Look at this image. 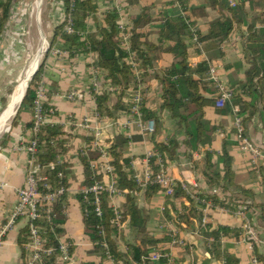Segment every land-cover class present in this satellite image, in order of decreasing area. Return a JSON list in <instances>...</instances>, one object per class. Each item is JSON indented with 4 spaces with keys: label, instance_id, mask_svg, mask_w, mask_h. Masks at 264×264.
I'll list each match as a JSON object with an SVG mask.
<instances>
[{
    "label": "crops",
    "instance_id": "0c3cea01",
    "mask_svg": "<svg viewBox=\"0 0 264 264\" xmlns=\"http://www.w3.org/2000/svg\"><path fill=\"white\" fill-rule=\"evenodd\" d=\"M92 1L98 7L96 17L99 22H102L106 12L117 10L121 18L119 24L124 29L131 24L133 17L140 15L144 9H147V12L156 19L144 29L150 42L157 40V32L162 29L163 18L167 16H188L189 23L195 22L191 26V31L195 30L198 34L200 33L204 36L211 33L220 34L221 26L218 22H231L233 29L227 37H223L221 40L215 37L198 43L199 45L196 48L199 49L200 53H193L190 61L194 65L208 61L210 67H215L219 81L232 90L233 88H240L252 72H256L257 75L258 73L260 74L253 80L256 92L255 99H253L256 101V114L246 121L245 127L246 137L264 154V0H225L226 7L223 9L220 5L213 4L212 0H190V8L204 7L206 9V16L202 15V17L194 16L191 11L185 14L182 7L175 0ZM42 2H44L43 5H46L42 29L45 34L44 39L48 42V48L45 51L43 60L41 63L39 62L40 66L44 64L41 80L46 83L48 88V104L56 112L55 115L47 117L46 123L60 124L65 132L68 133L67 152L60 157V160L68 163L72 172L68 175L71 186L68 189L67 220L63 226L64 234L59 238L73 244V264H101L100 257L94 253L93 245L85 234L83 214L80 202L77 200V195L84 188L83 182L85 180L81 157L88 155L90 147L97 150L100 154L97 159V166L102 174L103 183L108 184L111 182L112 176L102 172L107 163L111 165L112 159L108 148L117 137H126L130 139V143L126 148L125 156L132 159L136 177L139 180H144L147 169L146 158L150 152L154 151L155 141L158 143L166 142L168 137L176 133V125L169 112L161 109L163 103L162 87L155 75L159 69L171 65L173 56L170 54L161 55L155 60L153 71L148 76L141 78L143 103L163 123V128L158 135L155 136L156 125L152 120L147 121L154 124V130L149 131L146 128L147 122L142 117L138 118L125 110L115 111V118H110L107 115L100 116L92 90L96 54L80 53L75 57H70L68 53L65 55L55 54V50H61L58 47L59 42L52 48L51 44L55 37L56 26L63 23L66 17L64 0H42ZM22 3H25L24 0H15L6 26L13 19L11 12L14 8L13 6H15V18L20 13L24 14V16L26 15L28 10L21 6L19 7ZM35 9H37V14H39L38 8L36 7ZM31 11L34 12V10ZM87 23L89 31L96 30L94 17L88 19ZM125 36L124 47L128 48L129 35L126 34ZM3 45L0 41V51L4 49ZM50 48L51 50H49ZM2 58H0V62L3 61ZM13 60L15 64V58ZM100 75L104 88L100 92L102 94L110 90H108L109 86L104 80L103 73L101 72ZM136 87L138 85L132 84L130 92L133 93ZM209 89L211 91L205 95L209 99L214 100L215 105L206 107V118L218 129L209 149L220 153L228 136V142L232 143L229 146V152L232 157L235 184L251 190L255 194H260L264 190V159L257 160V164H255L252 155L242 148L236 136L235 113L231 107L217 108L216 87L210 83ZM72 90L83 93L84 99L73 102L62 98V96ZM243 96L248 101L253 98L247 94H243ZM2 98L4 97L0 94V100ZM117 102L116 94L111 93L108 103L111 112H114L113 108ZM128 102L129 97H124L123 103L128 104ZM33 115L34 109L30 107L24 108L19 118L16 119L15 117V125L13 126V120L9 131L0 137V226L4 224L6 218L17 204L18 192L26 184L29 153L25 150V147L29 145L34 136L32 128L28 126L33 121ZM244 117H247V115H244ZM82 123L86 124L85 128L79 126ZM97 130L101 134L99 140L102 145L104 144L103 149L107 153L105 158H103L100 150L93 145ZM178 138L182 142L184 137L179 135ZM179 154V160L170 163L167 168L169 175L175 182L179 181L191 187L206 190L207 179L203 174L204 155L202 153H194L193 159L190 160L185 155L184 146H182ZM92 165H96V163ZM141 189V192L135 193L134 196L137 198L139 206L150 216L147 228L151 235L160 239L166 236L169 231H173L185 242L184 246L189 244L191 247V250L185 251L183 246L173 245V243L167 244L166 248L170 250L172 257L182 259L184 264L192 262L201 264L204 260L210 258L205 248V240L198 232L196 221L194 229H189L185 226L182 229H178L172 223L167 222L164 217V210L169 197L161 190L149 201L145 197L147 187H141ZM220 196L223 195L220 194ZM257 197V202L263 201L258 195ZM125 203L126 198L123 194L113 199L111 198V207L113 208L114 206L123 212L125 211ZM183 204L189 206V201L184 197L176 199V209L180 210ZM204 214L207 218L206 224H212V226L224 225L241 230L239 237H224L222 241V247L238 258L239 264H263L258 257L264 259V244H257L258 253H256L255 247L251 248L250 244L244 240L243 225L246 223V219H251L248 212H245V218L235 213H230L223 208L209 207L204 211ZM27 226L26 220H21L16 228L5 238L0 246V264L24 263L25 255H23L19 240L22 230ZM260 233L261 238L264 239V231L260 230ZM134 242L135 238L130 229L129 221L126 220L124 228L117 238V244L122 251H126L127 243ZM254 259L257 262H254ZM103 264L114 263L106 261ZM210 264L222 263L221 261L212 260Z\"/></svg>",
    "mask_w": 264,
    "mask_h": 264
},
{
    "label": "trees",
    "instance_id": "16d2710c",
    "mask_svg": "<svg viewBox=\"0 0 264 264\" xmlns=\"http://www.w3.org/2000/svg\"><path fill=\"white\" fill-rule=\"evenodd\" d=\"M14 2L15 0H0V35L9 21L10 10ZM175 2L182 7L185 14L191 11L194 16H206L204 7L190 8V0H175ZM212 2L215 5H220L222 9L226 7L225 0H212ZM64 6L66 15L70 14L71 16L74 32H66L67 21L64 20L55 28V37L51 48L59 42L58 47L67 52L70 57H75L80 53L96 54L94 67L102 71L106 84L114 89L96 95L97 111L100 116L107 115L110 118H115V113L119 110L130 112L134 94V92H130L131 85H138L141 78L148 76L155 67V60L161 55L170 54L173 56L171 65L159 69L155 75L162 87L163 103L161 109L169 112L176 125V133L168 137L166 142L158 143L155 141L154 152L157 155L150 158V165L154 173L160 170L161 165L167 169L170 163L179 160V152L182 146L185 148L186 157L190 160L193 159L194 153H202L204 155L203 174L207 179V189L202 190L186 183L175 182L174 195L167 199L164 217L167 222L172 223L178 229H182L184 226L194 229L196 221L198 232L203 236L206 251L210 255V258L201 264H210L212 260L221 261L225 264H239V259L222 247V238L239 237L241 230L224 225L203 224L206 203L210 201L212 208H223L230 213H235L238 210L248 212L251 222L259 230L264 231V190L260 194H255L251 190L235 184V173L229 152V146L232 143L228 142V136L220 153L209 149L218 130L206 118L205 112L206 107L215 105V101L205 95L211 91L209 89L211 83L209 81L210 63L203 61L194 65L190 61L193 53H200L199 49L196 48L198 43L215 37L220 40L227 37L233 29L232 23L218 22L221 26L220 34L211 33L204 36L197 33L196 43L193 41V32L191 31V26L195 22L189 23L188 16L184 15L167 16L163 18L162 29L157 32V40L150 42L144 29L156 19L147 12V9H144L140 15L133 17L131 24L122 30L119 24L121 18L117 10L106 12L102 22H99L96 17L98 7L92 0H64ZM91 17H94L96 22L95 31H89L88 28L87 21ZM126 34L129 35L128 48L124 47V35ZM43 72L44 64L40 66L33 80L30 81L16 119L19 118L24 108H34L35 88L41 80ZM259 75V73L257 75L256 72H252L240 88H233L234 104L240 107L243 116L247 115L244 117L245 124L248 119L256 114V101L253 100L256 92L253 80ZM111 93H115L118 98V102L113 108L114 112H111L108 107ZM243 94L253 98L248 101ZM124 97H129L128 104L123 103ZM45 109L48 111L51 106L47 103ZM140 111L144 121L152 120L155 123V136L158 135L163 128L160 118L147 109L144 103L141 104ZM47 115L51 116L52 114L47 113ZM28 126L33 128V121ZM179 135L184 137L182 142L178 138ZM67 137L68 133L65 132L62 125L45 124L40 132L34 134L32 138L37 142L35 159L41 166L40 190L46 193L48 191L46 186L51 187L52 190L61 186L66 189L65 194L53 204L52 221L43 220L38 223L46 246H57L56 238L63 236V226L67 220L66 206L68 205V189L71 186L68 175L72 172L70 165L60 160V157L67 152ZM129 143L130 139L117 137L108 148V152L112 159L111 166L115 175L116 187L126 198L123 221H129L135 242L127 243L126 251L119 248L117 238L121 231L110 224L115 213L111 207L110 195L106 191L100 192L98 195L102 209L101 217L97 216L95 212L96 207L92 194L79 193L77 195L83 214L85 234L93 245L94 253L100 257L101 264L106 261H112L114 264H167L172 255L166 245L175 239H180V237L178 234L174 237L172 232H168L166 236L159 239L149 232L147 225L150 216L139 206L137 198L134 196L142 189L138 185L132 159L125 156ZM88 150V155L81 157L85 176L84 188H89L97 182H103L102 174L97 166V159L100 154L91 147ZM159 158L161 162H159ZM94 163L96 165H92ZM50 164H53L54 168H51ZM60 173L63 175L62 179L59 178ZM159 191H161L160 186L148 184L146 199L150 201ZM257 195L263 199L262 202H257ZM194 196L199 201H195ZM182 197L189 201V206L183 204L178 210L175 201ZM28 235L29 228L27 226L22 230L19 240V245L23 255H25L24 260L27 256ZM156 249H159L161 257L158 261L152 262L150 256ZM183 249L189 251L191 247L186 244ZM255 252L258 253L256 247ZM71 253H73V247ZM56 258L57 256L51 257L48 264H54ZM258 258L264 264V259ZM173 262L174 264H184V261L178 258H174Z\"/></svg>",
    "mask_w": 264,
    "mask_h": 264
},
{
    "label": "built area",
    "instance_id": "2783aa9c",
    "mask_svg": "<svg viewBox=\"0 0 264 264\" xmlns=\"http://www.w3.org/2000/svg\"><path fill=\"white\" fill-rule=\"evenodd\" d=\"M65 20L67 24L65 26V30L68 33H73L72 27V19L70 14L66 15ZM121 29L124 30L123 26L120 25ZM124 37H126L124 35ZM193 40L197 42V32L193 30ZM55 54L57 55H65L67 52L62 50H55ZM99 69H93V84L92 90L93 94H100L103 88V81L101 80V73ZM209 81L216 87V107L223 109L227 106L231 107L233 112L235 113V128H236V136L238 142H240L242 148L249 152L254 158V163L257 164V160L264 159V154L262 151L252 144L250 140L246 137V127L244 122V116L241 114V109L238 106H235L234 100V91L221 83L218 78L217 71L215 67L211 66L209 71ZM104 89V88H103ZM108 90L113 91L114 89L109 86ZM142 83L141 79L138 82V88L134 91L132 96V107L130 112L132 115L141 118V104L143 103L142 97ZM84 94L75 90H72L68 94L62 96L68 101H82L84 99ZM48 103V88L46 83L43 80H40L35 88V99H34V115H33V123L34 126L32 128L33 133L36 135L40 132L42 126H44L47 121V113L54 114V109L51 108L48 111L45 109V104ZM80 127L85 128L86 124H79ZM146 128L149 131L154 130V124L147 122ZM100 132L96 131L95 142L93 143L94 147L100 150L103 158L107 157L106 151L103 149L104 144L100 142ZM25 150L29 153V158L27 160V179L26 184L23 188H21L18 192V202L10 212L8 217L6 218L4 224L0 226V246L3 244L5 238L16 228L17 224L21 220H26L29 228L28 242L26 244L27 256L24 260L23 264H48L50 258L53 256H57L54 264H73L74 257L73 253H71V248L73 244L66 240H61V238H57V246H46V241L41 236L40 227L38 225L39 222L46 220L48 222L52 221L53 218V204L61 198L66 189L61 186L55 190H52L51 187L46 186L48 190L46 193H43L40 190V181L42 180L39 177L41 172V166L36 162L35 155L37 152V142L36 140H32L29 145L25 147ZM156 152H150L147 155L146 163L147 169L145 171L144 180H139L138 185L140 187H147L148 184H156L160 186L161 190L166 194L167 197H173L174 195V187L175 181L169 175L167 169L161 165L160 170L157 173H154L151 165L150 158L156 156ZM159 162L161 159L159 158ZM51 168H54L53 164H50ZM102 172H106L112 176L111 182L108 184L105 183H95L93 186L89 188H83L80 193H84L85 195L92 194L94 196V205L95 212L97 216H102V209L100 206L99 193L106 191L110 198H115L122 194L116 187V180L113 174L112 166L107 163ZM59 178L62 179L63 175L60 173ZM219 194V192L214 191ZM220 195V194H219ZM195 201H199V199L194 196ZM88 198L86 197V200ZM211 207L212 203L209 201L206 203V207L204 211ZM115 216L110 220V224L116 227L119 231L123 230L125 221H123V211L113 206ZM227 211V210H226ZM236 215L245 217L246 214L242 210H238L235 212ZM246 218V217H245ZM207 223L206 216L203 218V224ZM173 233V236H176V233L173 231H169ZM243 233L244 240L250 244L251 248L257 246V244H264V239L261 238V233L259 228L254 225L250 220L246 219V223L243 225ZM224 238H222L223 241ZM173 245L184 246V241L181 239H175ZM161 257L159 249L154 250L150 256L152 262L158 261ZM173 257L167 264H174ZM254 262H257L254 259ZM225 264L224 262H221Z\"/></svg>",
    "mask_w": 264,
    "mask_h": 264
},
{
    "label": "rangeland",
    "instance_id": "374dc122",
    "mask_svg": "<svg viewBox=\"0 0 264 264\" xmlns=\"http://www.w3.org/2000/svg\"><path fill=\"white\" fill-rule=\"evenodd\" d=\"M24 2L19 7L21 6L28 10L26 15L24 16V14L20 13L15 18V6H13L14 8L11 11L13 19L5 27L0 37V41L4 44L3 52L0 51V58L3 57V61L0 62V94L4 97L0 100V118L12 102L27 69L36 57H38L39 52L41 54L39 62L41 63L45 56V51L48 48V42L44 39L45 34L42 29V22L45 20L46 5H43L44 2L42 0H24ZM36 7L39 10V14H37ZM31 10H34V12ZM43 41H45V44H43ZM13 58H15V64ZM13 79L15 80L13 81ZM20 105L5 124L4 128L0 130V137L9 131Z\"/></svg>",
    "mask_w": 264,
    "mask_h": 264
},
{
    "label": "bare ground",
    "instance_id": "6f19581e",
    "mask_svg": "<svg viewBox=\"0 0 264 264\" xmlns=\"http://www.w3.org/2000/svg\"><path fill=\"white\" fill-rule=\"evenodd\" d=\"M39 7H40V5H39ZM43 42H44L43 44H45V41H43ZM40 57H41V54L39 52L38 57H36V59L32 62L30 67L27 69L21 84L17 88V91L14 95V98L12 99V102L10 103L7 110L2 114V116L0 118V130L4 128L5 124L11 118V116L16 112L17 107L21 104V99L24 96V94L26 93V88H27L28 82H29L30 77L33 74L34 70L36 69L37 65L39 64Z\"/></svg>",
    "mask_w": 264,
    "mask_h": 264
},
{
    "label": "water",
    "instance_id": "95a60500",
    "mask_svg": "<svg viewBox=\"0 0 264 264\" xmlns=\"http://www.w3.org/2000/svg\"><path fill=\"white\" fill-rule=\"evenodd\" d=\"M39 67H40V64L37 65L36 69L34 70L33 74L31 75L30 80H29L28 83H30V81L33 80V78L35 77L36 73L39 70ZM28 87H29V84L27 85L26 91H27ZM24 96H25V94H24ZM24 96L21 99V103L23 102Z\"/></svg>",
    "mask_w": 264,
    "mask_h": 264
}]
</instances>
